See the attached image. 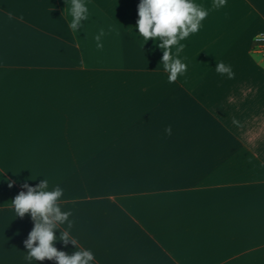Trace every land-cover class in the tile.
<instances>
[{
  "label": "crops",
  "instance_id": "crops-1",
  "mask_svg": "<svg viewBox=\"0 0 264 264\" xmlns=\"http://www.w3.org/2000/svg\"><path fill=\"white\" fill-rule=\"evenodd\" d=\"M84 2L73 32L65 0H0V264H26L11 201L43 178L93 264H264V0H194L171 83L132 31L140 0Z\"/></svg>",
  "mask_w": 264,
  "mask_h": 264
},
{
  "label": "clouds",
  "instance_id": "clouds-1",
  "mask_svg": "<svg viewBox=\"0 0 264 264\" xmlns=\"http://www.w3.org/2000/svg\"><path fill=\"white\" fill-rule=\"evenodd\" d=\"M225 2L214 0L213 6L223 7ZM65 3L67 15L70 16L68 27L77 32L88 20L89 9L84 0H65ZM208 14V10L194 3V0H140L135 26L138 32L132 31L145 43L151 39L162 51L160 63L168 74V82L176 81L179 75L186 72L187 65L179 58V53L185 47L180 41L196 33ZM103 35L104 31L101 30L94 37L98 48L102 47L100 40ZM215 70L221 75L227 74L229 78L233 76L231 67L223 62L215 63ZM164 131L170 135L172 129L169 127ZM4 179L3 176L0 180ZM12 186V182H8V187ZM22 187L26 191L16 195L11 201V207L15 217L23 218L29 214L34 225L23 241L26 264H37V261L45 259L55 260L56 264H93L94 253L90 249H78L77 241L71 235L72 213L61 207L63 189L59 186L49 189L48 181L44 178L35 187L29 186L27 182ZM57 231L58 236L55 234ZM58 241L64 245L71 243L75 250L71 254L57 250L55 244Z\"/></svg>",
  "mask_w": 264,
  "mask_h": 264
},
{
  "label": "built area",
  "instance_id": "built-area-1",
  "mask_svg": "<svg viewBox=\"0 0 264 264\" xmlns=\"http://www.w3.org/2000/svg\"><path fill=\"white\" fill-rule=\"evenodd\" d=\"M250 51L264 60V31L257 33L250 45Z\"/></svg>",
  "mask_w": 264,
  "mask_h": 264
},
{
  "label": "rangeland",
  "instance_id": "rangeland-1",
  "mask_svg": "<svg viewBox=\"0 0 264 264\" xmlns=\"http://www.w3.org/2000/svg\"><path fill=\"white\" fill-rule=\"evenodd\" d=\"M252 41V40H251Z\"/></svg>",
  "mask_w": 264,
  "mask_h": 264
}]
</instances>
